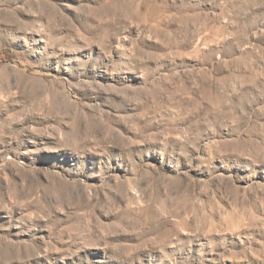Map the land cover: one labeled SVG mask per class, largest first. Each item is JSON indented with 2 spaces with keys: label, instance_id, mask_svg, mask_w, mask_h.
Wrapping results in <instances>:
<instances>
[{
  "label": "rangeland",
  "instance_id": "rangeland-1",
  "mask_svg": "<svg viewBox=\"0 0 264 264\" xmlns=\"http://www.w3.org/2000/svg\"><path fill=\"white\" fill-rule=\"evenodd\" d=\"M0 264H264V0H0Z\"/></svg>",
  "mask_w": 264,
  "mask_h": 264
}]
</instances>
